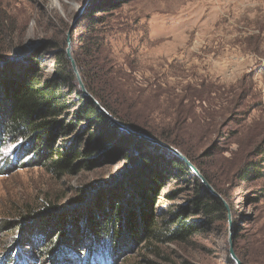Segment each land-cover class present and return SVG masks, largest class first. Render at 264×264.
Returning a JSON list of instances; mask_svg holds the SVG:
<instances>
[{
    "label": "rangeland",
    "instance_id": "1",
    "mask_svg": "<svg viewBox=\"0 0 264 264\" xmlns=\"http://www.w3.org/2000/svg\"><path fill=\"white\" fill-rule=\"evenodd\" d=\"M90 1L0 0V58H8L0 66L42 52L24 50L36 42L60 48L72 25L78 40L86 36L82 18ZM120 1L97 15L105 22L94 27L101 52L91 59L93 75L120 73L133 82L152 134L127 132L132 139L123 146L116 135L93 154L98 162L61 175L38 162L17 135L0 139V264H22L23 254L32 256L30 264H94V258L99 264H234L230 249L244 264H264V176L237 175L250 161L264 174V0ZM52 54L35 59L44 75L56 65ZM167 137L185 149L217 195L191 169L169 166L177 155L166 146L182 152ZM121 147L131 159L120 155ZM152 156L162 158L165 177L150 203L154 232L134 239L127 212L133 200L135 208L143 201L134 191ZM207 191L219 196L222 212L190 208L196 195L210 198ZM181 209L185 223L197 227L178 236L171 219ZM114 210L118 234L97 233L93 249L96 226ZM30 232L32 243L19 247Z\"/></svg>",
    "mask_w": 264,
    "mask_h": 264
},
{
    "label": "trees",
    "instance_id": "2",
    "mask_svg": "<svg viewBox=\"0 0 264 264\" xmlns=\"http://www.w3.org/2000/svg\"><path fill=\"white\" fill-rule=\"evenodd\" d=\"M120 5V0L90 1L84 9L82 18L86 21V36L78 40L71 33L70 51L87 91L102 109L119 123L151 136L152 132L148 130L150 129L148 115L137 108L138 88L135 87L134 83L120 73L117 74V78L116 73L115 75H103V73L98 76L93 75L95 63H91V59L96 57L95 53L101 52L94 27L105 22V19L97 15L107 13ZM79 41L86 46H78L77 42ZM66 46V38L63 39L60 48H57L56 43L51 40L45 42L43 51L53 49L52 58L56 64L54 69L46 75L39 68L38 60H35L43 51L36 52L29 59L24 58L22 62L10 61L0 66V139L4 141L8 134L17 135L23 140L22 146H27L31 153L38 156V162L41 160L43 165L58 175L72 172L79 166L90 167L98 162V157L92 158L93 154L101 150L106 142H109L116 135L123 136L121 146L126 145L132 139L130 134L114 125L104 111L100 110L89 97L84 95L66 56ZM88 66H90V70L87 69ZM64 116L67 119L70 117V119L67 121L62 119ZM76 129L79 130V133L72 135ZM152 130L161 134L158 129L153 128ZM68 135H72V137L65 140L61 147L60 144H56L57 139ZM165 139L170 140L168 142L180 149L190 162L202 172L201 168L180 144L175 143L169 137ZM121 148L120 155L125 159H131L132 155L126 152L123 147ZM79 157L83 158L79 162H75ZM152 159L153 156L150 159V165L144 164L142 172L145 179L139 183L134 191V197L138 198L139 202L141 199L143 201L135 208L133 200L127 212V232L134 239L144 230L148 233L154 232L150 229L153 224L149 210L150 203L158 195L157 188L163 185L165 177L162 174L160 163L162 158H156L154 161ZM168 162L171 163L169 166H174L177 170L190 171L186 163L177 156H173ZM237 175L241 179L264 176L252 161L245 163L238 170ZM206 194L210 198L202 194L193 197L190 200V208L204 209L206 213L211 208L216 212H222L225 209L224 203L219 197L208 191ZM114 211L116 212H111L96 226L91 237L93 249L95 239H98L95 236L97 233L107 232V234L105 233L106 237L111 238L112 232L114 235L118 234L116 223L119 212ZM184 212L181 209L171 219V222L177 221L174 235L183 236L191 234L193 230L196 231L197 226L186 224L185 220L182 219ZM27 213L30 214L31 212L27 211ZM37 230L38 228L33 229L34 232ZM30 233L20 239L19 247L32 243L29 235L36 233ZM101 252L109 254L106 249L101 250ZM103 256L109 258V255ZM23 257L25 259L22 261L30 262L32 256L23 254ZM99 259L94 258L92 261L94 264H99ZM103 262L105 263L104 260ZM105 264L111 263L108 261Z\"/></svg>",
    "mask_w": 264,
    "mask_h": 264
},
{
    "label": "water",
    "instance_id": "3",
    "mask_svg": "<svg viewBox=\"0 0 264 264\" xmlns=\"http://www.w3.org/2000/svg\"><path fill=\"white\" fill-rule=\"evenodd\" d=\"M78 21V18L75 20V23ZM74 28V25H72L69 30H68V34H67V37H66V41H67V46H66V49H65V52H66V56L67 58L69 59V62H70V65H71V68L76 76V80L78 82V85L80 87V89L82 90V92L84 93V95H86L87 97H89L92 102H94L96 104V106L104 111L102 109V107L96 102V100L92 97V95L87 91L81 77H80V74H79V71H78V68H77V65H76V62L74 60V58L72 57V54H71V51H70V33L71 31L73 30ZM45 41H41V42H36V43H33L31 44V46H25L24 47V50L27 52V53H30L32 51H35V50H39L41 51L43 49V45H44ZM19 53H21V50H18V52L13 55L12 57H16L17 55H19ZM5 59H8L7 57L6 58H0V60H5ZM104 113L108 116V118L111 120V122L116 125L118 128L120 129H123L125 130L126 132H129V133H132V134H136V135H140V136H145V134H143L142 132H139V131H136L130 127H128L127 125H124V124H121L119 123L117 120H115L114 118H112L107 112L104 111ZM147 137V136H145ZM156 141V140H155ZM168 148H170L179 158H181L185 163L186 165L196 174L197 177H200L201 181L206 184V186L208 188H210V190L217 195V193L212 189V187H210L207 182L204 180V178L201 176L199 170L182 154L180 153L178 150L174 149V148H171L169 146H166ZM105 185H108V183H105V184H102L100 187H103ZM219 197V196H218ZM230 255L232 257V259L234 260L235 264H244L232 251V249H230Z\"/></svg>",
    "mask_w": 264,
    "mask_h": 264
},
{
    "label": "clouds",
    "instance_id": "4",
    "mask_svg": "<svg viewBox=\"0 0 264 264\" xmlns=\"http://www.w3.org/2000/svg\"><path fill=\"white\" fill-rule=\"evenodd\" d=\"M23 263H24V264H30V263H29V262H27V261H23Z\"/></svg>",
    "mask_w": 264,
    "mask_h": 264
}]
</instances>
